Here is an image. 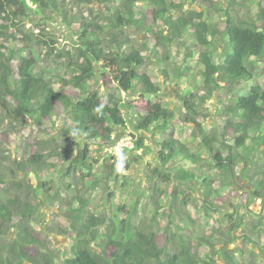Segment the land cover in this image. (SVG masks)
Segmentation results:
<instances>
[{"label": "trees", "instance_id": "obj_1", "mask_svg": "<svg viewBox=\"0 0 264 264\" xmlns=\"http://www.w3.org/2000/svg\"><path fill=\"white\" fill-rule=\"evenodd\" d=\"M66 1L0 0V40L5 38L14 44L10 49L0 45V110L13 123L31 121L41 126L43 122H53L54 118L64 123L59 138L42 141L44 147L35 149L24 161L17 163L19 169L37 175L45 168L56 167L50 158H61L68 163L61 169V184L66 190L73 188L66 179L78 174L82 176L78 177L81 182L90 180L91 188L98 189L100 179L93 173L89 159L91 145L110 144L117 129H127L131 122L133 131L129 136L135 150H148L144 133L152 127L162 136L157 145L159 163L150 168L149 178L165 184L175 183L176 187L165 193L171 199L172 210L168 215V228L177 224L175 219L182 218L178 210L173 212L179 199L178 188H191V183L197 184L201 190L200 203L208 213L215 206L213 199L228 202L225 196H220L216 185L222 189H234L240 173L251 190L239 194L234 189L232 197H239L242 206L235 205L238 222L230 232L245 224L241 210L245 209L252 219H262L261 212L254 213L250 206L255 198L264 202V89L254 71L255 60L264 58V7L258 15V22L237 21L227 13V20L220 26L208 24L203 20V13L197 12L175 20L169 18L171 9L182 7L180 4L169 5V0H98L111 12L109 17L103 15L105 20L91 13L88 20H81L76 15L69 17ZM114 2H119L117 8L108 7ZM138 2L150 3L151 10L139 14ZM52 12L74 30L76 42L68 51L57 49L58 41L53 37L40 40L33 35L34 31H23V21L31 13L43 17V13ZM163 21L169 26L170 37L164 36L163 31L158 32L159 35L155 31ZM131 28H135L144 40L142 49H136L126 34ZM185 32L194 37L199 49H216L215 42L220 41L223 50L220 54L212 50L196 51L204 68L201 72L204 92L196 95L191 91L184 95L182 107L185 112L179 116L176 109L168 107L161 98L160 87L146 72L140 71L146 64V49L160 48L163 40L170 44ZM34 43L46 45L48 57L66 59L67 78L62 80L61 91L52 86L45 72H36L37 63L31 52ZM188 54L193 56L192 51ZM163 72L168 75L165 69ZM172 73L179 80L186 78L181 67L177 66ZM97 78L105 80L106 93L90 84ZM241 83L246 84L242 90L244 94L229 95L232 103L225 110L228 118L223 130L205 131L202 124L209 114L200 111L205 101L224 88L222 84L234 87ZM131 93L138 94L137 104L120 97ZM3 122L0 117V129ZM178 125L190 126L197 132L199 147L210 157L211 169L217 176L211 177L203 172L202 159L197 152L178 140L174 129ZM255 154H258L256 159ZM178 158L183 165L176 164ZM119 174L118 171L114 176ZM107 177L111 178L112 174ZM11 180L18 188L23 187L18 177ZM47 186V183L40 182V188L46 189L42 193L46 198L51 191ZM21 199L15 196L3 203L0 196V235L17 230V237L9 244L8 255L0 258V264H55L54 256L47 253L49 249L33 232L32 223L39 209ZM75 201L77 206L68 212V227L74 238L63 264H217L216 245L204 238L200 244L204 242L212 250L205 259L199 254L200 244L193 245L190 236L172 232L167 239L168 229L162 236L138 227L134 223L137 204L131 210L123 207L127 216L121 221L120 232L116 233L110 230L105 218L89 211L90 203L84 194L77 195ZM186 219L190 220V217ZM250 226L256 230L264 224ZM102 229L105 233L101 232ZM171 244L172 252L167 248ZM220 252L225 264H240L236 254L227 246Z\"/></svg>", "mask_w": 264, "mask_h": 264}, {"label": "rangeland", "instance_id": "obj_2", "mask_svg": "<svg viewBox=\"0 0 264 264\" xmlns=\"http://www.w3.org/2000/svg\"><path fill=\"white\" fill-rule=\"evenodd\" d=\"M89 1L67 0L65 7L66 12L69 13L68 16L76 15L81 20H88L91 13L93 16L101 17V20H105L102 19L105 17L103 15L108 17L111 15V12L107 10L108 8L104 4H100L98 0H91V4L88 3ZM171 3L182 5L179 9L170 10L169 18L173 20L178 17H188L190 13L197 12L203 13V20L208 24H218L220 26L227 20V13L237 21L258 22V15L261 8L264 7V0H174L173 2L169 0L168 4ZM118 5L119 2H114L109 4L108 7L115 9ZM136 6L139 14H143V10L148 11L152 8L150 3L144 2H138ZM23 25L24 32L31 33L34 31L33 35L38 36L40 40L55 38L58 41L56 44L57 49L63 51L70 50L76 42L74 30L66 26L55 12L43 13V17L31 13L23 21ZM75 26H78V24H75ZM168 29V24L163 21L156 26L155 31L157 33L163 31L164 36L170 37ZM126 34L129 35L136 49H142L144 40L135 28L127 29ZM19 37L22 39V35H19ZM191 42L193 45L190 44ZM0 45H4L8 49L14 46L5 38L0 40ZM196 45L194 37L185 32L182 37L176 38L170 44L163 40L160 48L145 50L146 64L140 72H146L153 79L161 89L160 96L165 104L171 109H176L179 116L185 112L182 107L184 95L191 91L196 95L204 92L201 76L204 68L200 63V55L197 52L212 50L214 53L220 54L223 50L220 41L215 42L216 49L210 47L199 49ZM47 50L46 45L33 44L31 52L37 63L36 72H45L52 86L61 91L62 80L64 81L67 78V68L64 66L67 61L64 58L57 60L53 56L48 57ZM189 51H192V57L189 56ZM177 66L185 72L186 78L180 80L175 78L172 71ZM164 69L168 71V75L163 72ZM254 71L258 83L264 89V58L255 60ZM90 84L92 87L100 89L102 93L107 91L104 79L97 78ZM222 85L224 88L210 96L200 110L209 114L207 120L202 124L203 129L208 133L214 132L216 128L219 131L223 130L225 121L228 118L225 110L232 103L229 95L244 94L242 90L246 86L244 83L234 87H227L226 84ZM120 97L125 101L136 104L139 100L136 93L121 94ZM147 99L150 100L153 97H147ZM0 117L4 121L0 129V135H3L0 138L1 200L6 203L12 197L20 196L24 203H30L39 209V213L35 214L32 223L33 232L35 237L39 238L41 243L45 245L46 249H49L47 253L54 256L55 264H63L65 256H69L74 237L68 227L70 222L68 212L77 206L75 198L81 194H84L89 200V211L98 217L105 218L112 232L119 233L122 228L121 221L127 216L123 207L131 210L137 204L138 210L137 215L134 217V223L146 231H155L163 236L165 230L168 229L167 239L171 237L172 232H177L190 236L193 245L200 244L201 239L204 238L216 245L218 250V255L215 256L217 264H225L220 249L226 248V246L236 254V260L240 264H264V227L259 226L256 230H253L250 226L264 224L263 200L255 198L250 206L251 211L254 213L261 212L262 219H252L249 213H245V209L241 210V214L244 215L242 222H245V224H241V228L230 232V228L238 222V215L234 210L235 205L241 203L239 197H232L234 189L239 194L251 190L242 173L235 180L234 189H222L220 185H216L220 196H225L224 198L228 199V202L223 200L218 202V200L213 199L215 206L208 213L200 203L201 190L197 184L191 183V188L186 186L178 188L179 199L173 212L175 213L178 210L182 218L175 219L177 224H173L168 228L170 219L168 215L172 210H170L171 199L165 193L170 192V189L176 186L175 183L165 184L160 180L153 181L149 178L150 168L159 163L157 145L158 139L162 137L153 130V127L147 133H144V144L148 150H135L133 148V142L129 136L130 132L133 131L131 122L127 124V129H117V133L113 136L110 144L91 145L89 159L93 165V173L100 179L99 188H91L90 180L81 182L78 177L82 176L78 174L66 179L68 183L73 185V188L66 190L61 184L63 181V171L61 169L67 167L68 163H64L61 158H50L49 161L56 167L45 168L37 175L33 172L23 171L17 165V163L24 161L35 149L41 146L44 147L42 141L59 138V130L64 126L63 121L54 118L53 122H43L41 126L35 125L31 121L29 123L23 121L13 123L2 110H0ZM127 119L131 121L128 116ZM174 129L178 140L197 152V155L202 159L201 170L207 172L211 177L217 176L216 171L211 169L210 157L204 149L199 147L200 139L195 136L197 132L186 125H178ZM45 153L47 154L48 151H45ZM257 156L258 154H255L254 158L256 159ZM176 164L181 166L183 161L178 158ZM118 171L120 174L115 177L114 174ZM109 173L112 174L111 178L107 177ZM14 177H18V180L23 183V187L18 188L13 183L11 179ZM40 182L48 184L46 188L51 189L49 197L47 195L46 198V195L42 194L46 189L40 188ZM196 190L199 192L197 193ZM187 217H190V220L186 219ZM101 232L105 233V230L102 229ZM16 237V229L8 230L6 234L0 235V258L8 255L9 244ZM231 238H234V241L231 242ZM246 238L250 241H247ZM172 246L173 244L167 247L170 252L173 251ZM198 247L199 254L203 259L212 251L204 242Z\"/></svg>", "mask_w": 264, "mask_h": 264}, {"label": "built area", "instance_id": "obj_3", "mask_svg": "<svg viewBox=\"0 0 264 264\" xmlns=\"http://www.w3.org/2000/svg\"><path fill=\"white\" fill-rule=\"evenodd\" d=\"M121 146H124V145H121Z\"/></svg>", "mask_w": 264, "mask_h": 264}]
</instances>
